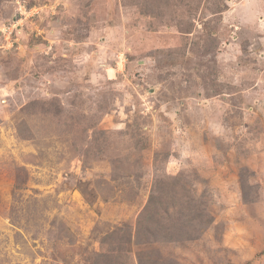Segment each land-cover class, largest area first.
<instances>
[{"label": "rangeland", "instance_id": "obj_1", "mask_svg": "<svg viewBox=\"0 0 264 264\" xmlns=\"http://www.w3.org/2000/svg\"><path fill=\"white\" fill-rule=\"evenodd\" d=\"M180 175L212 223L136 243ZM129 234L130 264H264V0H0V264Z\"/></svg>", "mask_w": 264, "mask_h": 264}, {"label": "trees", "instance_id": "obj_2", "mask_svg": "<svg viewBox=\"0 0 264 264\" xmlns=\"http://www.w3.org/2000/svg\"><path fill=\"white\" fill-rule=\"evenodd\" d=\"M172 180L173 184L162 180L155 182L146 206L137 217L134 235V238H138L136 243L140 240L143 246L150 247L165 241H190L193 234H196L198 230L202 232L212 223L210 218L204 220V212L201 208L205 205L204 203L196 204L190 196L178 193V190H182L178 185L182 181V176L172 177ZM173 205H177L179 208L169 212V208H175ZM160 210L163 211V216L158 214ZM107 237L113 239L112 235ZM131 237L132 234H129L125 242H116L115 247L110 250L102 249L95 255V261L92 264H130L131 255L130 251L126 249V245ZM102 244L106 243L102 242ZM152 253L153 250L146 248V251L137 254L138 264H161L160 259H155ZM145 260L146 263H144Z\"/></svg>", "mask_w": 264, "mask_h": 264}]
</instances>
